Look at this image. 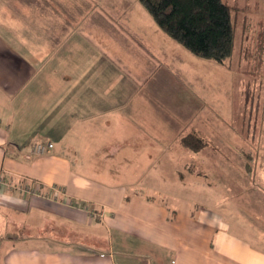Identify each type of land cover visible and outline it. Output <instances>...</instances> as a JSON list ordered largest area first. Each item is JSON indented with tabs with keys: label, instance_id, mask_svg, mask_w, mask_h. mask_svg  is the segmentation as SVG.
Returning <instances> with one entry per match:
<instances>
[{
	"label": "crops",
	"instance_id": "1",
	"mask_svg": "<svg viewBox=\"0 0 264 264\" xmlns=\"http://www.w3.org/2000/svg\"><path fill=\"white\" fill-rule=\"evenodd\" d=\"M83 3L0 0V264H264V230L226 190L202 206L144 179L174 153L114 86L121 51Z\"/></svg>",
	"mask_w": 264,
	"mask_h": 264
},
{
	"label": "rangeland",
	"instance_id": "2",
	"mask_svg": "<svg viewBox=\"0 0 264 264\" xmlns=\"http://www.w3.org/2000/svg\"><path fill=\"white\" fill-rule=\"evenodd\" d=\"M223 2L234 44L222 63L197 57L168 37L139 0H84L83 24L109 28L99 32L100 38L114 36L111 48L121 51L114 86L130 89L148 132L162 135L152 144L174 153L148 160L144 179L152 182L160 171L156 184L166 197L202 206L219 207L226 190L241 203V213L264 230V193L256 186L264 176V0ZM106 48L101 45L100 53ZM113 65L100 63L105 70L100 73H113ZM191 130L208 145L199 151L179 145L178 136ZM173 167L181 169L180 180L172 181Z\"/></svg>",
	"mask_w": 264,
	"mask_h": 264
},
{
	"label": "trees",
	"instance_id": "3",
	"mask_svg": "<svg viewBox=\"0 0 264 264\" xmlns=\"http://www.w3.org/2000/svg\"><path fill=\"white\" fill-rule=\"evenodd\" d=\"M139 2L168 37L195 56L222 63L232 55L234 28L229 7L223 0ZM180 142L193 151H199L208 145L207 140L198 131L184 134ZM245 156L248 159L250 153ZM250 169L252 171L251 166L247 168Z\"/></svg>",
	"mask_w": 264,
	"mask_h": 264
},
{
	"label": "built area",
	"instance_id": "4",
	"mask_svg": "<svg viewBox=\"0 0 264 264\" xmlns=\"http://www.w3.org/2000/svg\"><path fill=\"white\" fill-rule=\"evenodd\" d=\"M50 147V143H36L32 148L33 154H42L46 149Z\"/></svg>",
	"mask_w": 264,
	"mask_h": 264
}]
</instances>
